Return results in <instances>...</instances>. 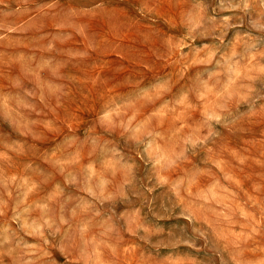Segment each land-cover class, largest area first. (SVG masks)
Instances as JSON below:
<instances>
[{
    "label": "rangeland",
    "instance_id": "obj_1",
    "mask_svg": "<svg viewBox=\"0 0 264 264\" xmlns=\"http://www.w3.org/2000/svg\"><path fill=\"white\" fill-rule=\"evenodd\" d=\"M0 264H264V0H0Z\"/></svg>",
    "mask_w": 264,
    "mask_h": 264
},
{
    "label": "bare ground",
    "instance_id": "obj_2",
    "mask_svg": "<svg viewBox=\"0 0 264 264\" xmlns=\"http://www.w3.org/2000/svg\"><path fill=\"white\" fill-rule=\"evenodd\" d=\"M249 253V252H248Z\"/></svg>",
    "mask_w": 264,
    "mask_h": 264
}]
</instances>
